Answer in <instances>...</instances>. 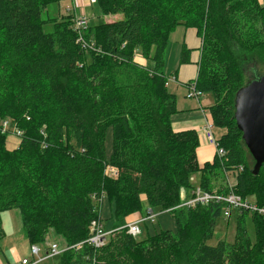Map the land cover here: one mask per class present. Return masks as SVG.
Segmentation results:
<instances>
[{"label": "trees", "instance_id": "trees-1", "mask_svg": "<svg viewBox=\"0 0 264 264\" xmlns=\"http://www.w3.org/2000/svg\"><path fill=\"white\" fill-rule=\"evenodd\" d=\"M55 1L0 0V242L1 213L18 209L31 245L53 231L70 247L59 264H264V216L252 213L254 241L244 225L248 212H238L234 241L211 245L224 203L182 205V191L195 189L194 173L201 172L204 190L227 194L228 182L215 181L230 171L237 172L236 193L264 204V164L254 175L234 118L235 95L246 84L240 53L264 52V0H97L104 16L123 18L89 24L90 49L78 41L74 14L43 30ZM180 24L202 38L194 80L214 98V125L225 129L219 138L225 157L203 165L199 133L172 127L178 108L164 72L165 48ZM138 51L152 67L135 60ZM4 121L22 132L14 149ZM142 196L150 208L174 215L176 233L138 240L127 232ZM104 197L114 221L106 245L72 247L90 237Z\"/></svg>", "mask_w": 264, "mask_h": 264}, {"label": "rangeland", "instance_id": "rangeland-1", "mask_svg": "<svg viewBox=\"0 0 264 264\" xmlns=\"http://www.w3.org/2000/svg\"><path fill=\"white\" fill-rule=\"evenodd\" d=\"M263 1V0H261ZM47 11H45L43 17L46 18L47 21L43 25V30L45 32H52L54 30L53 23L51 20L56 18H63L67 17L71 14H74L76 16H84L89 20V23L93 26L96 23H99L104 15L101 12L99 3L97 0H59L52 2L48 5ZM123 18V14H117V19ZM186 28L183 25H178L176 29L171 33L169 36L166 48H165V64H164V72L169 77L168 82H172V76L177 68V66L180 63L181 59V46L183 43V35ZM86 43L89 45L90 42L86 41ZM86 49H90L89 47H85ZM135 60L142 65H147L149 67L153 66V63L151 60L145 58L140 51H138L135 54ZM240 60L243 62V69L245 73V82L252 79L255 74H261L264 73V52H254L250 54L246 53H240ZM171 88H169L171 91H174L177 97V108L180 107V100L184 98L185 93L183 88L174 89V85H170ZM187 91V89H186ZM203 97H210L206 101L209 106L212 104V95L204 93ZM201 97V98H203ZM187 106H184L181 109H184V111H187ZM198 109L195 108L193 111H197ZM192 111V110H191ZM174 116V115H173ZM172 116V121H174V118ZM175 123V122H174ZM173 123V124H174ZM8 130L11 131V133L8 134V137L6 139L7 147L10 149L16 148L18 145L20 137H18L17 134H15V129L13 128L12 124L10 123ZM225 132L224 129L220 128L219 126L215 125L214 133L216 138H220L222 134ZM105 148H106V155L109 158L112 153V128L109 127L107 129L106 133V140H105ZM237 172L230 171L227 175L229 177L230 184H235V176ZM201 172H196L191 177V185L193 188H197L201 184ZM216 186L223 187L227 183L226 177L223 175V173H219L217 180L215 181ZM186 196L188 195V192L184 191ZM184 194V195H185ZM250 201L256 202L255 198L250 196ZM141 204L142 208L140 211L132 214V218L141 217V215H145L146 211L150 208V205L148 204L147 200L145 198H141ZM153 210V213L155 214V222H147L145 224H140L141 228V234L136 236V239L143 240L146 239L149 236H154L157 233H160L161 231H172L173 233L177 232L178 225L176 218L174 215L169 211H162L159 207H153L151 208ZM18 209H10L3 211L1 213V220H2V226L4 229V236L1 240L0 245V256L4 258L2 252L7 251L9 253V256L14 257V261H12V264H20L22 259H27L30 263L34 261H39L36 264H59L60 262V254L56 255H50L47 256V252L50 251V246L53 243H56L59 248H63L65 245L63 243V240L60 236H58L53 231H50V233L47 235L45 242L35 244L39 248L38 255L32 254L31 250V244L28 242L27 239H25L24 231L20 229L19 220L16 218V213ZM232 214L230 217H226L223 214H221L217 218L216 228H215V234L213 238L209 240V244L216 245L220 240H224L227 242H233L236 235V226H237V218H238V210L232 209ZM100 220L102 224L106 227V229H113L114 227V221L112 218V207L110 205V201L107 197H104L101 204V212L99 214ZM244 225L247 229V233L252 241L255 240V225L253 221V216L251 213H248L244 217ZM17 246V247H16ZM14 247L18 249L19 258H16ZM47 256V257H46Z\"/></svg>", "mask_w": 264, "mask_h": 264}, {"label": "built area", "instance_id": "built-area-1", "mask_svg": "<svg viewBox=\"0 0 264 264\" xmlns=\"http://www.w3.org/2000/svg\"><path fill=\"white\" fill-rule=\"evenodd\" d=\"M89 26V20L85 18L84 16H76L73 19V28L75 32L78 35V41H80L83 44V47H92L90 44L88 45L86 41L84 40V32ZM184 87L187 89V95L186 97L189 99H200L203 97L204 92L200 90L197 86L196 80H192L190 82H187L184 84ZM10 125V122L4 121L2 126V132L7 133L8 127ZM215 125L214 123L208 122L206 123L201 131L203 132V135L205 136L206 140L214 146L216 149V155L219 158H223L226 155V151L224 148H222L219 145V139L215 137L214 133ZM15 129V128H14ZM15 134L18 136H21L22 132L20 130L15 129ZM108 175L112 178L118 177V170L114 169L112 167H107L106 169ZM229 177L227 176V182H228V188L229 192L227 194L222 193H216V192H210L207 190H204L202 187H197L191 191L189 195H187L182 205L183 206H196L199 204H209L210 202H223L224 203V209H223V215L226 217H230L232 212V209H237L239 212H248L253 214H258L261 216H264V204H258L257 202L250 201L249 197H243L242 195L236 193L233 190V185L230 184L228 181ZM102 202V201H101ZM101 212V210H100ZM100 214V213H99ZM98 214V217L95 218L91 223V235L88 237L84 242L78 243L72 247L80 248L83 243H87L90 246L94 247L95 249H100L104 247L108 241L109 236L114 232V229H106V227L102 224L100 220V216ZM155 214L153 213V210L149 208L146 211V214L141 216L138 220L128 223L125 227L127 229V232L131 234L132 236L136 237L137 235L141 234V228L140 224H145L147 222H155ZM70 247H63L59 248L56 243H53L50 246V251L47 252V256L50 255H56L60 254L64 250L68 249ZM32 254L38 255L39 248L35 245H31ZM46 256V257H47ZM40 259L39 261H41ZM39 261L29 262L27 259H23L20 264H36Z\"/></svg>", "mask_w": 264, "mask_h": 264}, {"label": "crops", "instance_id": "crops-1", "mask_svg": "<svg viewBox=\"0 0 264 264\" xmlns=\"http://www.w3.org/2000/svg\"><path fill=\"white\" fill-rule=\"evenodd\" d=\"M116 18L117 15L111 14V15H105L101 20L105 22H112L115 21ZM201 44H202V38L201 36H199L197 29L193 27L186 28L183 35V43L181 46L182 50H181L180 63L177 66L172 76L173 79L172 82L169 83V88H171L170 85L173 84L174 89H179V88L185 89L184 87L185 83L197 78L198 70H199V60L201 55ZM184 93H185L184 97L186 98V100L184 98L180 100L181 102L178 112L173 116L174 121H172V127L175 131L196 130L199 133L200 144L197 149V158L199 164L203 165L206 162L213 161L216 155V149L206 140L205 136L203 135V132L201 131L202 127L206 123L208 122L214 123L210 111V107L214 104V98H211L213 101L211 106L208 107V105L205 103H207L206 100L210 97H206V98L203 97L198 100L194 98L189 99L186 97L187 95L186 89L184 90ZM187 105H188V107H186L188 108L186 109L187 111H184V109L180 110V108H183L184 106ZM195 108H197L198 110L193 111V109ZM184 194L185 192L182 191V196L185 198L186 194L185 195ZM143 198H145V196H143ZM15 213H16V218L19 220L20 229L23 230V224L19 210L17 211L15 210ZM139 218L140 217L132 218V215H130L129 217H127V224L134 222ZM25 239H27V237ZM16 247H14L15 256L16 258H19L20 255ZM2 254L4 258L0 256V264H12V261H14L13 260L14 257L9 256V253L7 251L2 252Z\"/></svg>", "mask_w": 264, "mask_h": 264}, {"label": "water", "instance_id": "water-1", "mask_svg": "<svg viewBox=\"0 0 264 264\" xmlns=\"http://www.w3.org/2000/svg\"><path fill=\"white\" fill-rule=\"evenodd\" d=\"M236 125L255 160L254 175L264 164V73L255 74L235 95Z\"/></svg>", "mask_w": 264, "mask_h": 264}]
</instances>
